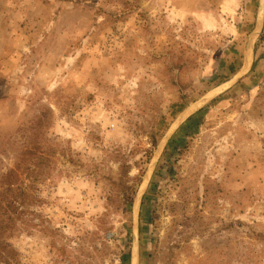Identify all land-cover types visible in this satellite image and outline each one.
I'll use <instances>...</instances> for the list:
<instances>
[{"label": "rangeland", "instance_id": "obj_1", "mask_svg": "<svg viewBox=\"0 0 264 264\" xmlns=\"http://www.w3.org/2000/svg\"><path fill=\"white\" fill-rule=\"evenodd\" d=\"M17 264H264V0H0V179Z\"/></svg>", "mask_w": 264, "mask_h": 264}, {"label": "trees", "instance_id": "obj_2", "mask_svg": "<svg viewBox=\"0 0 264 264\" xmlns=\"http://www.w3.org/2000/svg\"><path fill=\"white\" fill-rule=\"evenodd\" d=\"M18 173L10 168L0 179V264H17L16 250L7 241L15 229L18 206L26 195L22 187L16 184Z\"/></svg>", "mask_w": 264, "mask_h": 264}]
</instances>
